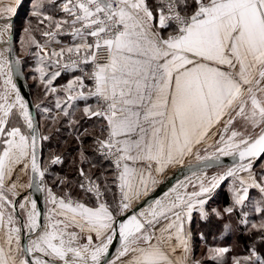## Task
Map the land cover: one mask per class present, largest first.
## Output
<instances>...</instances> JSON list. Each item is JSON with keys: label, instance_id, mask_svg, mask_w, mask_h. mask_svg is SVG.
I'll list each match as a JSON object with an SVG mask.
<instances>
[{"label": "snow or ice", "instance_id": "6c2138e0", "mask_svg": "<svg viewBox=\"0 0 264 264\" xmlns=\"http://www.w3.org/2000/svg\"><path fill=\"white\" fill-rule=\"evenodd\" d=\"M20 5L0 0V264H264V0H33L17 49Z\"/></svg>", "mask_w": 264, "mask_h": 264}, {"label": "rangeland", "instance_id": "374dc122", "mask_svg": "<svg viewBox=\"0 0 264 264\" xmlns=\"http://www.w3.org/2000/svg\"><path fill=\"white\" fill-rule=\"evenodd\" d=\"M24 15L25 14L18 15V16L15 15L14 16V19H13L14 32H15V36H16V47H17V49L19 48L18 41H19V36L21 35V30H22L23 26L25 25L26 21L28 20L26 18V15L25 16ZM28 64L34 67L35 62L31 58H29ZM24 66H25L24 70L27 72L28 71V65H24ZM26 80H27V83H28V86H29V90H31L30 91V94H32V96H31L32 97V100L34 101V100H36L39 97L41 90L36 86V84L33 82V80L31 79L30 76H28V78ZM220 190H218L217 195L215 196L214 200L212 201V206L213 207L223 206L220 203L221 199H218L220 197ZM202 228H203V226H201V229ZM203 231H205V230H203ZM208 240L210 241L211 239H208Z\"/></svg>", "mask_w": 264, "mask_h": 264}, {"label": "trees", "instance_id": "16d2710c", "mask_svg": "<svg viewBox=\"0 0 264 264\" xmlns=\"http://www.w3.org/2000/svg\"><path fill=\"white\" fill-rule=\"evenodd\" d=\"M27 5H28V0H21V5L17 9L18 12H17L16 16L22 15L23 14V10L26 9L24 7H26ZM29 17H30V15L29 16H26L27 19ZM24 68H25V66H24ZM25 73H27V72L25 71ZM31 96H32V94H31ZM58 139H60V138H58ZM61 143H62V140H61ZM51 147L52 148H56L57 147L56 140H53ZM47 151H48V149H45V156L47 155ZM54 171L60 172L61 175L65 174V173L72 174L71 173V169L69 168L68 164H65L63 166V171H61V167L60 166H55L54 167ZM227 201H228V199L226 198V193H224L223 196H222V198H221V205H224ZM201 230H205L206 234L208 235V239H211L209 242H211L213 240V237L214 236H217L218 237V234L215 232V230H213L211 233H208V231H207L206 228H202ZM241 247H243V244L241 245Z\"/></svg>", "mask_w": 264, "mask_h": 264}, {"label": "crops", "instance_id": "0c3cea01", "mask_svg": "<svg viewBox=\"0 0 264 264\" xmlns=\"http://www.w3.org/2000/svg\"><path fill=\"white\" fill-rule=\"evenodd\" d=\"M32 2H33V0H28V5L26 7H24L26 9H24V10L22 9L23 10V14H25L26 16H29L30 15ZM67 78H70V77H68V76H65L64 77V79H67ZM64 79H61L59 82L60 83H63L64 82ZM224 193H226V198L229 199L228 192H227V187L226 186H224L220 190V197L218 199H221ZM220 203H221V201H220ZM197 221H198V217H195V215H194V223H193V228L194 229L197 227ZM196 242L199 245L200 241L197 240ZM227 243H231V240H228ZM199 254H200V248L198 247L197 248V255H199Z\"/></svg>", "mask_w": 264, "mask_h": 264}, {"label": "water", "instance_id": "95a60500", "mask_svg": "<svg viewBox=\"0 0 264 264\" xmlns=\"http://www.w3.org/2000/svg\"><path fill=\"white\" fill-rule=\"evenodd\" d=\"M17 84L21 88V92L26 97V99L32 100L27 80L24 77H19V78H17ZM32 110L34 113L36 112L35 108H33ZM164 190H166V186H165ZM157 193L162 194L161 189H157ZM40 206L43 207L42 199L40 201Z\"/></svg>", "mask_w": 264, "mask_h": 264}]
</instances>
